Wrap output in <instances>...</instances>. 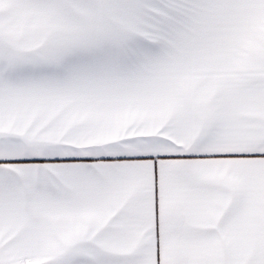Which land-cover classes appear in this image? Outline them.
Instances as JSON below:
<instances>
[{"label":"snow or ice","instance_id":"snow-or-ice-1","mask_svg":"<svg viewBox=\"0 0 264 264\" xmlns=\"http://www.w3.org/2000/svg\"><path fill=\"white\" fill-rule=\"evenodd\" d=\"M0 264H264V0H0Z\"/></svg>","mask_w":264,"mask_h":264}]
</instances>
